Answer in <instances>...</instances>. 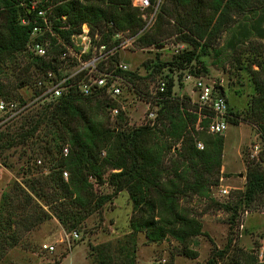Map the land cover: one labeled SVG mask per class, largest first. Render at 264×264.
<instances>
[{"label":"trees","instance_id":"obj_1","mask_svg":"<svg viewBox=\"0 0 264 264\" xmlns=\"http://www.w3.org/2000/svg\"><path fill=\"white\" fill-rule=\"evenodd\" d=\"M24 1L0 0V66H10L15 79L7 81L0 77V97L5 99L20 97L17 88L33 85L32 67L36 72L40 64H45L25 51L31 25L20 21L26 12ZM160 5L152 27L138 35L136 43L156 46L161 37L173 35L174 40H184L191 46L166 60H146L144 65L149 71L145 76L134 69H121V75L133 86L136 80L147 79L154 73L159 78L164 77V98L157 100L156 120L160 119V126L157 122L130 126L123 112L117 117L119 126H110L104 116L107 111L104 98L72 91L42 101L24 117L15 136L0 130V150L31 138L39 153L50 161L45 174L30 178L29 191L16 185L2 192L1 246L6 242L14 244L20 232L49 215L36 198L49 206L64 228L72 230L79 228L85 217L105 201L126 189L133 203L129 218L132 233L142 231L153 242L172 236L181 244V253L190 257L198 255L193 245L197 244L196 236L204 233L202 223L180 199L191 194L206 195L210 186L217 183L224 135L196 129L197 113L187 110L190 106L187 96L175 94L174 85L184 72L208 74L202 56L212 50L220 61L223 47L215 45L220 34L227 31V46L245 45V56L238 61L253 88L242 119L256 124L264 135V41L247 39L251 34L248 21L263 9L264 0H164ZM54 9L57 14L66 13L69 21L77 23L112 20L115 27L123 32L128 30L129 35L135 34L144 23L131 0H60ZM258 35H264V27ZM234 50L232 47L231 51ZM145 85L146 89L138 90L149 96L147 83ZM229 109L233 114L231 106ZM200 123H206V118H201ZM196 139L203 141L202 149L196 147ZM179 140L181 145L177 147ZM65 144L67 152L64 154ZM172 150L176 155L167 169L163 160ZM63 170L67 171V178ZM246 171V182L239 190V198L232 202L215 201L219 207L232 212V219L242 201L246 206L264 207V169L260 163L250 161ZM90 176L98 184L107 182L112 187L111 192L98 194ZM230 242L228 240L222 248H213L205 264H217ZM99 254V264H119L113 262L110 255L104 256L101 251ZM236 254L231 264L256 262L251 251ZM59 261L52 264H59ZM121 264L139 263L134 262L126 249Z\"/></svg>","mask_w":264,"mask_h":264},{"label":"rangeland","instance_id":"obj_2","mask_svg":"<svg viewBox=\"0 0 264 264\" xmlns=\"http://www.w3.org/2000/svg\"><path fill=\"white\" fill-rule=\"evenodd\" d=\"M152 25L138 33L137 36L150 29ZM227 36L228 32L224 30L215 46H220ZM247 39L253 42L264 41V37L251 36ZM159 41L160 44L156 46L139 45L135 41L136 47L121 48L119 58L121 62L128 65L129 69H134L138 74L145 76L149 71V68L144 65L146 60L170 58L172 54H175L173 51L178 42H182L183 49L191 46L184 40H174L173 35L163 36ZM234 48V51L226 50L220 61L216 60L212 50H208L202 56L209 70L208 76L223 78L225 95L234 113L230 116L233 120H230L223 133L224 146L222 165L219 171V175L224 174L222 184L227 185L228 195L220 194V187L214 184V187H210L206 195L191 194L180 199L181 204L195 213L202 223L204 233L196 236L197 244L193 245V248L198 252L196 257L181 253V244L172 236H168L162 241L153 242L148 240L142 231L132 233L129 218L133 212V203L128 191L122 189L105 201L98 210L86 216L81 226L75 228L79 238H70V240H66L64 236L71 230L61 225L42 199L36 198L41 207L49 211V215L32 228L20 232L14 244L8 245L6 242L2 246L0 245V264H52L59 259V264H99V251L104 256L110 255L113 262L121 264L126 249H129L134 262L139 264H159L160 261H163V264H205L212 254V249L224 247L228 240L231 241L230 246L223 257L217 259V264H231L233 256L238 255L236 253L251 251L254 254L258 245H264L263 206L254 205L255 209L244 218L245 225L239 233L240 211L250 205L246 206L242 201L232 219V212L224 207H219L215 202H232L239 198V190L244 188L246 182L247 165L251 161L247 157V153L249 145L253 141L260 144L261 161H257V163H260L264 169V135L256 124L242 119L244 109L248 106L253 93L246 70L241 67L242 65L238 61L240 59L242 61L246 49L242 43L236 44ZM157 52L159 55H156ZM32 68L35 79L38 69L35 72V68ZM0 77L7 81L14 79L10 66L3 68L0 66ZM158 80L159 75L154 73L147 79L136 80V86H133L128 79L121 75L123 88L121 102L125 106V111L123 110L122 114L125 116L126 124L130 126L143 124L144 115L150 104L148 96L140 93L139 90L146 89V83L148 91L155 90ZM192 83L193 80L187 78L182 86L177 84L174 87L175 94L184 92L185 95L193 96ZM32 87V84L19 87L16 92L20 94V97H10V99L26 104V106L23 105L21 113L11 118L0 111V130L15 136L24 117L40 105L41 101L32 100L33 96L30 94ZM158 107L153 108L158 110ZM104 116L110 126H119V118L112 119L108 108L104 112ZM155 122H157V126H160V119ZM31 140V138H27L22 143L0 150V198L3 191L16 185L29 191L30 178L48 171L46 166L50 161L46 160L47 158L43 157L42 153H39V149ZM180 145L181 140L176 143L177 147ZM175 155L174 150L165 155L163 163L167 169H170L171 159ZM89 179L93 182L94 190L98 194L111 192L112 187L107 182L98 184L94 177L90 176ZM13 227L14 224L11 225V228ZM44 243H52L55 248L52 251L46 250L43 248ZM241 262H243L242 259ZM256 262L254 263L256 264Z\"/></svg>","mask_w":264,"mask_h":264},{"label":"built area","instance_id":"obj_3","mask_svg":"<svg viewBox=\"0 0 264 264\" xmlns=\"http://www.w3.org/2000/svg\"><path fill=\"white\" fill-rule=\"evenodd\" d=\"M84 2L85 0H78ZM59 1L52 0H26V12L20 21L29 24L30 37L25 42V51L45 64H40L33 81L31 93L32 100L44 101L50 98L77 91L82 95H95L106 100V108L111 112L112 119H116L125 106L121 102L123 88L121 86V69H129L128 65L121 62V48L136 47L135 38L138 33L149 28L155 21L160 4L163 0H131L144 20L143 26L135 34L129 35L114 26L112 20H103L102 23L91 24L83 21L72 22L67 19L66 13L57 14L54 6ZM181 43V44H180ZM173 53L183 49L182 42L175 44ZM144 48V47H139ZM192 79V95L186 94L190 106L187 110L197 113L196 129L209 133L223 134L228 124L230 104L225 95L223 78H211L208 74L193 75L184 72L182 77L175 82L183 85L185 79ZM210 78V79H209ZM166 80L160 77L155 90H150L148 96V110L144 115L143 124H153L156 121L159 98H164ZM184 97V92L178 94ZM154 101V102H153ZM24 104L12 99L0 97V111L7 117H15L21 113ZM26 106V104L24 105ZM124 113V112H123ZM201 118H206V123L201 124ZM196 147H204L201 139L195 140ZM67 152V145L62 149ZM261 147L256 141L249 145L247 157L254 162L261 161ZM67 178V171L63 170ZM224 174L218 177L220 194L228 195L229 189L222 184ZM210 187H214L211 185ZM255 209L254 206L245 207L240 211L238 232L243 230L244 218ZM65 239H78L79 234L73 229L65 234ZM43 248L52 251L55 245L44 243ZM256 261L264 262V245H258L254 251ZM160 261L159 264H163ZM255 264V263H250Z\"/></svg>","mask_w":264,"mask_h":264},{"label":"flooded vegetation","instance_id":"obj_4","mask_svg":"<svg viewBox=\"0 0 264 264\" xmlns=\"http://www.w3.org/2000/svg\"><path fill=\"white\" fill-rule=\"evenodd\" d=\"M262 18V19H261ZM264 27V7L258 10V14L248 21V28L258 34V31Z\"/></svg>","mask_w":264,"mask_h":264},{"label":"crops","instance_id":"obj_5","mask_svg":"<svg viewBox=\"0 0 264 264\" xmlns=\"http://www.w3.org/2000/svg\"><path fill=\"white\" fill-rule=\"evenodd\" d=\"M229 36V35H228ZM227 36V37H228ZM251 36H254V37H257V38H263L264 37V35L262 36V37H260V35H258L257 33H255L254 31H252L251 30V34L249 35V37L248 38H250ZM262 40V39H261ZM236 44H239V43H236ZM235 44V45H236ZM235 45H228L227 46V44L225 43V39L223 40V42L221 43V47H223V52L221 53V59H223L222 57H223V53L226 51V50H228V49H230V51L232 50V47H235Z\"/></svg>","mask_w":264,"mask_h":264}]
</instances>
